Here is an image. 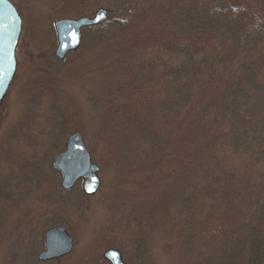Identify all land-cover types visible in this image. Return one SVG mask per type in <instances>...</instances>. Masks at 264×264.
I'll list each match as a JSON object with an SVG mask.
<instances>
[{"label":"trees","instance_id":"obj_1","mask_svg":"<svg viewBox=\"0 0 264 264\" xmlns=\"http://www.w3.org/2000/svg\"><path fill=\"white\" fill-rule=\"evenodd\" d=\"M47 5L49 11L33 24L46 53L56 46L57 19L107 8L105 22L83 29L79 48L96 35L92 43L117 56L118 69L104 93L114 104L98 133L110 142L105 155L127 178L122 184L139 189L150 182L153 167L171 180L147 201L136 199L138 190L121 187L111 201L108 235L70 264H102L110 248L125 254L126 264H145L148 235L163 218L175 222L166 234L185 246L252 240V264H264V203L242 189L258 175L264 132L240 117L264 83V0H50ZM171 153L174 161L167 158ZM48 169L61 178L53 165ZM32 182L0 169V229L12 228L13 234L32 226L43 232L57 225L68 229L71 216L83 210L71 199L75 187L64 190L57 178L49 192L25 207L31 193L25 185ZM51 261L63 264L64 257Z\"/></svg>","mask_w":264,"mask_h":264},{"label":"rangeland","instance_id":"obj_2","mask_svg":"<svg viewBox=\"0 0 264 264\" xmlns=\"http://www.w3.org/2000/svg\"><path fill=\"white\" fill-rule=\"evenodd\" d=\"M10 1L22 18V29L16 50V73L0 108V169L7 168L14 175L34 179L25 185L31 192L24 203L27 207L38 196L49 192L55 179L62 182V175L60 178L48 167L65 150L72 134L82 135L92 161L99 166L98 190L88 194L84 186L86 179H81L71 194L72 201L82 205L83 210L71 216L70 226L66 228L75 242L73 251L63 261V264H70L87 256L108 235L111 201L121 187L138 190L136 199L147 201L156 199L170 187L171 180L163 177L159 168L153 167L150 182L139 189L122 184L127 178L118 173L114 161L105 155L110 142L99 137L98 133L108 118V108L114 104L112 98L104 97V93L113 71L118 69L117 56L108 47L92 43L98 40L96 35H92L85 47L69 53L62 60L55 56L57 37L52 53L42 51L34 38L33 24L49 11L47 2L50 0ZM99 8L88 17H92ZM102 8L107 9L105 6ZM246 108L241 110L240 117L264 132V83L258 97ZM258 152L263 156L255 166L258 175L256 179L250 178L251 182L248 185L246 182L242 189L253 193L262 204L264 146ZM135 153H139L138 149ZM167 158L174 161L172 153ZM238 162L241 163L242 159ZM174 223L172 219L163 218L149 233L148 261L145 264H191L199 261L252 264V240L239 239L228 245L185 246L166 234ZM11 229H0V264H55L38 260L45 247V232L39 227L32 226L23 234H13ZM123 258L125 261V254ZM102 264L110 263L104 258Z\"/></svg>","mask_w":264,"mask_h":264},{"label":"water","instance_id":"obj_3","mask_svg":"<svg viewBox=\"0 0 264 264\" xmlns=\"http://www.w3.org/2000/svg\"><path fill=\"white\" fill-rule=\"evenodd\" d=\"M109 17L105 8H99L92 17L62 18L54 22L57 37L55 56L62 60L69 53L77 51L83 41V29L98 26ZM22 29V18L10 0H0V108L14 79L17 62L16 50ZM54 168L62 175L64 190H72L76 183L86 178V192L93 193L100 186L97 176L99 166L92 161L91 154L80 133L72 134L65 150L54 161ZM74 239L63 225L49 228L44 233V249L38 260L45 262L69 255L74 248ZM110 264H126L120 250L110 248L104 252Z\"/></svg>","mask_w":264,"mask_h":264},{"label":"flooded vegetation","instance_id":"obj_4","mask_svg":"<svg viewBox=\"0 0 264 264\" xmlns=\"http://www.w3.org/2000/svg\"><path fill=\"white\" fill-rule=\"evenodd\" d=\"M86 182H87V179H86L85 182H84V186H85Z\"/></svg>","mask_w":264,"mask_h":264}]
</instances>
